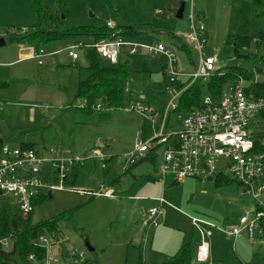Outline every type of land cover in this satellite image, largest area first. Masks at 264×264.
<instances>
[{
  "label": "rangeland",
  "instance_id": "1",
  "mask_svg": "<svg viewBox=\"0 0 264 264\" xmlns=\"http://www.w3.org/2000/svg\"><path fill=\"white\" fill-rule=\"evenodd\" d=\"M180 1L43 0V3L52 12L59 10L62 4L64 9L60 10V15L66 27H99L108 22L114 27L151 23L153 30L128 38L141 44L164 43L176 52L178 69L192 71L186 53L169 37L173 32L189 45L186 11L181 19L167 16L168 11L178 8ZM158 9L165 13H157ZM193 9L196 16L202 14L207 22L206 52L216 59L217 68L225 71L226 67L237 65L249 72L251 81L264 83V42L258 48L252 43L248 49H240L242 54L251 52L263 57L259 69L253 66V59L237 57L233 50L234 36L264 30V0L257 10L250 0H193ZM38 24L26 0H0V37L5 41L0 46V139L11 148L24 142L33 143L36 149L64 147L70 150L72 157L82 158L76 166L66 168L64 188L53 189L50 197L34 206L30 216L36 224L59 213L72 212L73 222L58 221L59 237L44 246L45 260L49 264H71L77 250L86 251L84 237L94 248L93 252H87L90 264H161L169 258L171 249L174 254L177 252L173 242L183 237L182 230L191 231V218L231 227L240 215L250 219L255 216V200L241 194V186L219 163L216 170L222 169L227 183L217 186L202 177L174 182L176 178L168 174L162 190L161 182L151 181L161 162L159 156L143 158L135 166L128 163L127 154L140 139L138 132L144 120L126 109L135 102L146 103L150 95L158 97L163 104L167 100L163 96L166 60L162 54L127 55L132 73L122 83L124 96L120 107L106 109L103 106L85 112L79 109L83 100L73 99L78 73L77 66L69 64L65 50L70 43L53 41L43 45L49 55L38 64L37 59L28 57L32 46L10 40L18 27ZM75 51L79 55L78 63L84 65V50L76 48ZM249 85L250 81L245 80L244 87ZM170 121L175 124L173 128H177L174 113ZM248 131L263 135L260 138L264 139V117L257 114ZM94 150L111 159L103 162L93 158ZM44 169H47L45 178L54 183L57 175L50 171L48 164ZM100 185L111 186L114 195H97ZM161 195L165 200L162 214L157 226L148 231V208L152 204L157 206L152 199ZM261 198L264 201V195ZM197 233L194 231L190 242L198 239ZM257 234L255 230L253 238L249 239L244 231L240 236L243 244L239 245L237 240L232 243L230 238L227 243H221L222 248L215 245L217 233H214L209 241L211 250L220 253L214 259L222 264H264V245L251 246L252 241L260 239ZM192 262L205 264L195 260V252Z\"/></svg>",
  "mask_w": 264,
  "mask_h": 264
},
{
  "label": "built area",
  "instance_id": "2",
  "mask_svg": "<svg viewBox=\"0 0 264 264\" xmlns=\"http://www.w3.org/2000/svg\"><path fill=\"white\" fill-rule=\"evenodd\" d=\"M183 1V15L186 11L188 21L186 38L192 53L191 58L187 60L193 67L192 71L179 70L176 52L159 41L141 44L132 42L127 36L112 34L111 38L87 44L86 47L93 48L99 56L111 63H116L123 51H126L127 55L141 52L149 55L162 54L165 57L164 95L167 98L165 104L160 109L153 104L135 102L126 109L142 117L150 129V135L146 138L142 136V129L138 132L140 139L134 149L127 154L128 163L133 165L145 158L147 153L154 152L161 160L157 167V180L162 185L168 174L174 176L177 181L187 177L199 179L224 174L221 168L225 167L241 186V194L255 200L258 208L255 216L250 219L242 215L235 226L219 227L191 218V224L200 239L195 251V260L198 263L213 264L210 260L209 241L214 233L238 238L245 231L248 237H251L259 219L264 217V201L261 198L264 195V153L254 150V137L248 131L253 116L264 112V92L256 96L253 87L249 90L244 87L243 76H237L223 89L217 100L209 94H204L199 106L187 112L177 110L183 92L197 80L209 78L217 67L216 59L206 52L207 22L202 14L195 15L193 0ZM175 12L176 10L172 9L167 12V16L175 15ZM157 13L165 11L158 9ZM106 26L114 27L109 22ZM80 46L81 44L72 43L65 48L67 56L73 61L79 58L75 49H82ZM48 55L40 48L37 51L33 50L29 57L37 59L38 64H42L43 57ZM84 106L83 101L80 107ZM101 108L99 102L93 105L95 110ZM171 113L175 115L177 128H173L174 123L170 121ZM92 157L101 161L109 158L96 150L93 151ZM81 160L80 157H72L70 150L64 147L11 148L1 142L0 195L6 196L11 203L16 204L20 214L25 217L33 210V201L39 194H49L53 189L64 188L62 184L67 177L66 168L79 164ZM216 163L221 165L218 171ZM46 164L50 171L57 175L54 183L45 178ZM113 193V189L102 185L96 192L97 195L105 196H113ZM155 200L157 206L151 207L147 212L149 219L147 230L157 226L158 217L162 213L161 206L165 202L162 195ZM14 242L12 236L0 240L2 250L12 249ZM48 243L50 240L44 235L38 236L33 242L40 246ZM89 260L87 251L77 250L71 264H90ZM25 261L31 264H49L47 260L39 262L32 253Z\"/></svg>",
  "mask_w": 264,
  "mask_h": 264
},
{
  "label": "trees",
  "instance_id": "3",
  "mask_svg": "<svg viewBox=\"0 0 264 264\" xmlns=\"http://www.w3.org/2000/svg\"><path fill=\"white\" fill-rule=\"evenodd\" d=\"M26 1L32 12L37 16L39 24L28 28L18 27L17 31L11 34L10 40L16 43L30 45L36 51L42 48L43 45L53 41L81 44L80 47L84 50L83 54L86 62L84 65L76 63L78 77L76 93L73 99L80 98L85 102L84 107H79V109L85 112H91L93 110V105L97 102H101L102 107L104 106L106 109L119 108L124 96L122 83L125 82L132 73L126 51L120 54L116 63H111L99 56L93 48L86 47V45L101 39H109L112 34L134 37L147 30H153L152 27L154 25L151 23H136L119 25L113 28L90 25L66 27L63 23V17L60 15V10L64 9L62 4L59 5V10L52 12L46 8L43 0ZM250 1L256 10L261 9L263 0ZM255 14L256 16L260 15V13ZM169 37L176 40L179 48L182 49L186 53L187 58L190 59L192 55L190 47L186 42L181 40L182 37L175 35L173 32L169 33ZM261 42H264V30L262 29L256 31L253 35L234 36V53L237 57L243 56L251 61L253 59V66L259 69L260 65L263 63V57H258L256 53L251 52L242 54L240 49H248L252 43L258 48ZM174 44L176 43L174 42ZM144 68H146L145 65ZM237 76H243L245 80L250 81V85L246 89L249 90L250 87H253L256 96L264 92V83L251 81V76L245 68L235 65L228 66L225 71H222L216 67L215 72L209 78L197 80L183 92L179 99L177 110L187 112L191 108L199 106L201 97L204 94H209L214 100H217L221 96L223 89L230 85ZM146 103L156 105L160 109L165 104L160 102L159 98L153 95H150ZM141 129L143 138L150 135V129L145 122L142 124ZM260 136L263 135L254 136V150L259 153H264V145L261 144ZM21 147L34 148L33 143H23ZM150 157L155 158L156 154L151 151L147 153L145 158ZM109 159H111V157ZM141 160H138L132 166H135ZM227 180L226 176L218 174L214 176L211 181H214L215 184L219 186L227 183ZM48 196L49 194L45 193L39 194L33 201V206L43 202ZM257 209L256 206V210ZM31 213L32 211L27 216L23 217L16 204L11 203L6 196L0 195V240L12 236L14 241L18 244L20 257L23 260H27V256L32 253L39 262H43L45 261L46 248L44 246L35 245L33 242L36 241L37 237L40 235L46 236L49 240L57 239L60 235L58 221L66 220L72 223V212L59 213L55 217L40 221L36 224L31 221ZM14 223L16 227H14ZM257 225L261 232L260 237L264 240V217L259 219ZM0 251H3L1 244ZM193 253L192 244L190 242H184L179 246L177 252L173 256H170L161 264H192ZM0 264L12 263L5 261L0 256ZM213 264L219 263L213 262Z\"/></svg>",
  "mask_w": 264,
  "mask_h": 264
},
{
  "label": "crops",
  "instance_id": "4",
  "mask_svg": "<svg viewBox=\"0 0 264 264\" xmlns=\"http://www.w3.org/2000/svg\"><path fill=\"white\" fill-rule=\"evenodd\" d=\"M181 1H183V0H181ZM179 5H180V2H179ZM179 5H178V7H179ZM177 10V9H176ZM209 29H210V26H209ZM160 42V41H159ZM33 48H31V52L30 53H32L33 52ZM29 57V56H28ZM30 58V57H29ZM68 60L70 61L69 62V64L70 65H76V63H78V60H79V58L77 59V60H75V61H73L72 59H70V57L68 58ZM259 115V116H261L262 118L264 117V112H259V113H256L254 116H253V118L256 116V115ZM253 118H252V120H253ZM251 120V121H252ZM145 122V121H144ZM250 134H252V136L254 137V136H257V135H255V134H253V133H251L250 132ZM260 141H261V144H262V142L264 141V139L263 138H261L260 139ZM4 143L3 142V139H0V143ZM24 143H31V142H24ZM21 144H23V143H20L19 144V146L18 147H21ZM157 156V155H156ZM105 161V160H104ZM103 161V162H104ZM156 169V172H157V167L155 168ZM218 175V174H217ZM217 175H214V176H217ZM222 175H224V176H226L225 174H222ZM213 176V177H214ZM213 177H211V180L213 179ZM206 179H207V177H206ZM210 180V181H211ZM151 181H153V182H156L157 181V174H156V176L155 177H152L151 178ZM235 181V180H234ZM172 182H173V180H172ZM174 182H178L177 180L176 181H174ZM236 182V181H235ZM110 185H112V182H110ZM154 185V183H152V185L151 186H153ZM109 186V185H108ZM164 186V183H163V185H162V188H161V190L164 188L163 187ZM108 188H111V186H109ZM111 189H113V188H111ZM113 192H114V190H113ZM113 195H114V193H113ZM155 197V196H154ZM153 200V202H155L156 200L155 199H152ZM155 206V204H152L149 208H148V210L151 208V207H154ZM162 208V207H161ZM163 210V209H162ZM162 214V213H161ZM240 216H242V215H240ZM235 225H238V222L237 223H235ZM235 225H233V226H235ZM190 227H191V231L189 230V228H188V230H182V233H183V237H177L176 238V240H174V242H173V245H174V248L176 247V250L178 249V247L182 244V243H184V242H190V240H192L193 241V234H194V231L197 233V231L192 227V224H190ZM155 228V227H154ZM153 229V228H152ZM255 230H257V236L260 238L259 240L257 239L256 241L254 240V241H252L251 242V246L253 247V248H255V247H257L259 244H263L264 245V240H262L261 239V237H260V234H261V232H260V230H259V228H258V225H256L255 226V228H254V231H253V233H252V236L251 237H248L249 239H252L253 238V236H254V233H255ZM148 231H151V229H149ZM191 232V233H190ZM149 233V232H148ZM197 235H198V239H196L195 240V242L194 243H192V242H190L191 244H192V248H193V252H195L196 251V247H197V244L199 243V241H200V239H199V234L197 233ZM242 235V234H241ZM213 236V235H212ZM246 236H248L247 235V233H246ZM222 237H226L227 238V236H225V235H222V234H217V236H216V242H215V245L217 244L218 246H220V247H222L223 248V246L221 245V243H227L226 241L227 240H229L231 237H229L228 239H222ZM238 239H240V237H238ZM237 238H232V239H230V240H232V243H234V241H236L237 240V243H239V245L240 244H243V242L241 241V239L240 240H238ZM147 240H148V238H147ZM176 241V242H175ZM240 241V242H239ZM147 242V241H146ZM176 252V251H175ZM169 253H171V254H168V255H173L174 253L172 252V249L170 250V252ZM209 253H210V260L212 261V262H216V263H219V264H222V262H220V261H217V259H214V256L215 255H220V253H219V251L218 250H215V251H212L211 250V242H210V248H209ZM194 254V253H193ZM170 256H168V257H170ZM264 259V258H263Z\"/></svg>",
  "mask_w": 264,
  "mask_h": 264
},
{
  "label": "water",
  "instance_id": "5",
  "mask_svg": "<svg viewBox=\"0 0 264 264\" xmlns=\"http://www.w3.org/2000/svg\"><path fill=\"white\" fill-rule=\"evenodd\" d=\"M183 11H184V1H180V5L177 8L175 12V17L181 19L183 17ZM5 43L4 39L0 37V46ZM207 180H211V177H207ZM49 193V197H50ZM14 227H16V224L14 223ZM84 246L88 253H91L94 251V248L91 246V244L88 241L87 237H84ZM0 256L8 262H11L12 264H31L30 262H27L23 260L20 257V251L17 242L13 243L12 249L10 251H0Z\"/></svg>",
  "mask_w": 264,
  "mask_h": 264
}]
</instances>
